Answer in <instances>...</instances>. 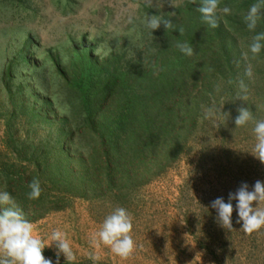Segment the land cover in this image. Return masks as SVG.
Wrapping results in <instances>:
<instances>
[{"label":"rangeland","instance_id":"1","mask_svg":"<svg viewBox=\"0 0 264 264\" xmlns=\"http://www.w3.org/2000/svg\"><path fill=\"white\" fill-rule=\"evenodd\" d=\"M189 1L0 0V170L13 158L18 164L36 158L51 169L49 174L63 173L67 160L61 148L69 143V131L71 142L81 143L83 112L72 100L83 62L154 49L160 28L152 32L145 18L173 14ZM236 50L242 53L244 71L252 72L247 75L251 83L246 101L237 97L240 88L230 92L218 86L213 99L225 101L222 111L230 114L224 124L214 127L201 114L188 148L163 174L151 180L142 174L121 177L112 185L103 180L95 196L72 197L30 220L35 234L67 233L78 264H91L88 254L93 251L101 256L100 264H264V227L245 233L234 210L233 227L224 228L211 208V201L223 197L227 202L243 182L251 187L264 181V163L248 152L253 125L234 124L240 107L264 119V53L253 57L247 44ZM54 60L66 77L57 72ZM116 207L126 208L133 221L136 246L126 259L90 244ZM43 255L55 262V243ZM60 264H65L63 254Z\"/></svg>","mask_w":264,"mask_h":264},{"label":"trees","instance_id":"2","mask_svg":"<svg viewBox=\"0 0 264 264\" xmlns=\"http://www.w3.org/2000/svg\"><path fill=\"white\" fill-rule=\"evenodd\" d=\"M254 2L220 0L221 8L227 5L232 12L218 10L216 27H211L198 11L201 0L189 1L163 16L172 26L161 24L154 49L130 57L114 52L102 62H83L72 100L83 112L81 143L73 144L69 131V143L61 148L67 160L64 172L49 174L51 169L36 158L26 164L13 158L0 170V191H8L32 220L72 197L95 196L103 180L112 185L121 177L142 174L151 180L163 174L188 148L201 106L210 103L217 86L234 92L241 82L247 87L251 83L236 48L248 45L254 34L244 21ZM257 31H264V17ZM177 42L188 43L192 55L180 52ZM54 61L57 72L66 77ZM34 179L42 188L38 200L27 197Z\"/></svg>","mask_w":264,"mask_h":264},{"label":"clouds","instance_id":"3","mask_svg":"<svg viewBox=\"0 0 264 264\" xmlns=\"http://www.w3.org/2000/svg\"><path fill=\"white\" fill-rule=\"evenodd\" d=\"M219 12L231 14L232 9L225 5L221 8L220 0H201L198 11L201 18L211 27H216V17ZM264 17V0H255L250 4L244 21L247 29L254 33L248 44V53L253 57L264 52V31H257L258 21ZM129 22L133 17L129 16ZM145 26L152 32L164 24L166 28L172 26V22L159 15H150L145 18ZM182 31V29H180ZM176 47L185 55H192L193 49L186 42H177ZM247 75L251 77V70ZM217 93L220 91L216 88ZM247 86L241 82L240 94L237 96L247 100ZM225 101L212 99L210 103L201 106L202 121H208L214 127L224 124L229 113L222 111ZM238 115L234 119L235 128L253 125L252 133L254 142L248 151L261 163H264V119H257L248 107H240ZM30 191L27 197L30 200H38L42 194L40 181L34 179L29 184ZM235 202V203H233ZM211 208L216 210L218 222L227 229L233 227V212H236V223L245 233H252L264 227V181L257 180L250 187L246 182L235 191L228 194L227 202L223 197H217L211 201ZM132 216L124 207L114 208L108 214L98 231L91 239L93 249H99L101 245L108 247L110 251L122 259L132 255L135 250V241L132 236ZM55 243L57 257L54 262L45 258L43 250ZM65 257V264H78L77 256L67 233L54 229L45 238L35 234V225L23 211L16 205L12 195L8 191H0V264H60V256ZM91 264H100L101 256L93 251L88 254Z\"/></svg>","mask_w":264,"mask_h":264}]
</instances>
